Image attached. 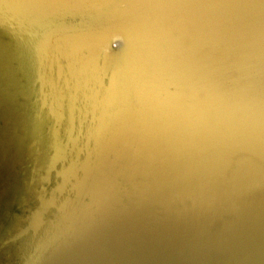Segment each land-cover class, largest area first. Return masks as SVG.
<instances>
[{"label":"water","instance_id":"95a60500","mask_svg":"<svg viewBox=\"0 0 264 264\" xmlns=\"http://www.w3.org/2000/svg\"><path fill=\"white\" fill-rule=\"evenodd\" d=\"M0 264H264V0H0Z\"/></svg>","mask_w":264,"mask_h":264}]
</instances>
